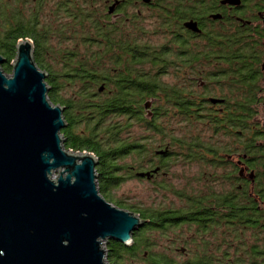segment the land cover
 Returning a JSON list of instances; mask_svg holds the SVG:
<instances>
[{"label":"trees","instance_id":"trees-1","mask_svg":"<svg viewBox=\"0 0 264 264\" xmlns=\"http://www.w3.org/2000/svg\"><path fill=\"white\" fill-rule=\"evenodd\" d=\"M132 1L120 0L111 6L116 5L115 10L124 8L123 15L113 23L109 15L92 9L91 0H0V54L6 59L5 72L11 75L18 43L27 39L34 43L36 64L48 75V98L65 109L67 127L61 132L64 146L75 153L93 154L98 159L96 173L101 195L147 221L134 233L131 247L115 241L107 243L108 264H126L128 259L142 256V251L144 255L149 253L148 264H166L164 256L150 253L156 247L150 232L164 231L165 222L176 226L178 220L165 221L163 213L166 206L174 210L176 207L164 201L154 207L142 203L127 205L114 200L111 191L135 177L154 184V190L163 198L170 192L181 198L179 189L172 188L166 177L173 166H195L194 154L204 145L195 137L199 92L197 82L190 77H175L173 82L162 77L167 61L165 51L161 43L152 44L151 37L161 36L163 22L160 16H154L156 20L148 31L145 15L128 14L125 10ZM61 17L69 22L57 23ZM54 40L57 46L52 48L49 43ZM191 40L185 38L184 47ZM251 45L242 35L235 34L231 53L227 54L233 87L248 90L245 94L254 87L248 81L257 69ZM49 55L54 58V65L46 62ZM183 57L184 60L175 54L174 63L192 68L193 51H186ZM57 61L59 70L55 69ZM249 112L251 115L253 110ZM134 128L142 131L140 139L131 136ZM154 145H158V150ZM147 172L152 174L151 179L138 176ZM193 201L194 197L188 196L187 202Z\"/></svg>","mask_w":264,"mask_h":264},{"label":"flooded vegetation","instance_id":"flooded-vegetation-1","mask_svg":"<svg viewBox=\"0 0 264 264\" xmlns=\"http://www.w3.org/2000/svg\"><path fill=\"white\" fill-rule=\"evenodd\" d=\"M119 1L91 0V7L116 23L124 8L112 14L109 9ZM128 4V14L161 17V45L167 60L162 77H190L199 92L195 137L205 146L194 154L198 182L192 185L194 191L181 193L176 210L169 206L163 210L165 221L179 222L176 226L165 222L164 231L191 226V237L182 232L178 255L166 256V264H264V0H133ZM190 22L198 31L186 26ZM235 34L252 44L257 69L248 81L254 85L250 94L233 87L227 54ZM187 37L192 40L184 47ZM118 39L116 32L114 41ZM186 51H193L192 68L174 63L175 54L184 60ZM215 52L221 55L214 56ZM188 196L194 197L192 204Z\"/></svg>","mask_w":264,"mask_h":264},{"label":"water","instance_id":"water-1","mask_svg":"<svg viewBox=\"0 0 264 264\" xmlns=\"http://www.w3.org/2000/svg\"><path fill=\"white\" fill-rule=\"evenodd\" d=\"M34 55L20 41L9 75L0 54V264H108L103 242L131 247L147 221L101 195L93 154L66 149L65 109L48 98Z\"/></svg>","mask_w":264,"mask_h":264},{"label":"rangeland","instance_id":"rangeland-1","mask_svg":"<svg viewBox=\"0 0 264 264\" xmlns=\"http://www.w3.org/2000/svg\"><path fill=\"white\" fill-rule=\"evenodd\" d=\"M47 16H49V14H47ZM145 17H146L145 18L146 29L149 31L150 30L149 27L153 26V23L157 19V16H156V19L154 17L153 19H151L152 17H150V15H146ZM51 18L52 16L50 17V19ZM46 21H49V20L46 18ZM59 22L66 23V22H69V20L61 17L57 23ZM161 42H162L161 36L151 37L152 44H160ZM49 45L50 47L55 48V46H57V41L54 40L53 42H50ZM65 48L71 49V47L69 46ZM81 53H85L84 49H81ZM53 60L54 58H52L50 55L46 57V62L48 64L54 65L53 63L55 61ZM59 67L60 65L58 64V61H57L55 69L59 70ZM166 81L173 82V80H167V79ZM183 130L187 131L186 129H183ZM130 133H131V136H135L137 137V139H140L139 137L142 136V131L137 128H134ZM157 146L158 145H154L155 149H157ZM170 162L173 163V161H170ZM170 172H171L170 176L166 177L168 184L170 183L172 188L179 189L178 190L179 193L189 192L190 189L192 188L193 181H195V178H196L194 174L196 172H195V167L193 166V163L191 164L187 163L186 165L173 166L170 169ZM57 177H58V172L54 174L53 179L55 180ZM153 186L155 185L147 181L142 182L135 177L134 178L131 177L130 179L126 180L122 184V186H120L118 189L112 190L111 195L114 200L123 201L127 205H131V204L139 205V203H142L146 205L147 207H154L158 205L159 202H163L164 200L166 201V204H169L172 206L174 205V207H177L178 203L179 205L181 204V202H179V199L174 197L171 194V192L168 195H164V198H163L162 197L163 194L156 192ZM112 204L116 206L114 203ZM121 208L125 209L124 207H121ZM189 231H192L191 226H186V227H183L182 229L173 228L167 232L166 231L150 232L151 236L155 238V243H156V247L153 250H151L150 253L152 252L153 254H160L164 257L166 256L177 257L178 252L176 250L181 248V245L179 244L180 240L178 238L179 236L181 237L182 232L188 233V234H185L184 237H186V235H188V237H191ZM103 246L105 248L107 246V242H103ZM148 258H150L149 253H146V255H144V251H142V256L137 257L136 259H133V260L128 259L126 261V264H148L147 262Z\"/></svg>","mask_w":264,"mask_h":264}]
</instances>
